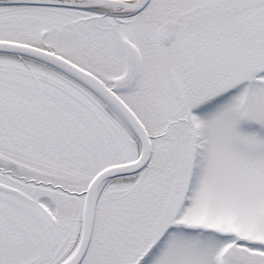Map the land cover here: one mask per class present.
<instances>
[{
  "label": "snow or ice",
  "instance_id": "snow-or-ice-1",
  "mask_svg": "<svg viewBox=\"0 0 264 264\" xmlns=\"http://www.w3.org/2000/svg\"><path fill=\"white\" fill-rule=\"evenodd\" d=\"M0 264H264V0H0Z\"/></svg>",
  "mask_w": 264,
  "mask_h": 264
}]
</instances>
